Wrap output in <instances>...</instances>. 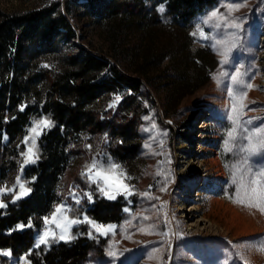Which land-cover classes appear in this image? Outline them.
Instances as JSON below:
<instances>
[{
  "label": "rangeland",
  "instance_id": "rangeland-1",
  "mask_svg": "<svg viewBox=\"0 0 264 264\" xmlns=\"http://www.w3.org/2000/svg\"><path fill=\"white\" fill-rule=\"evenodd\" d=\"M52 1L55 0H0V6L9 13H25ZM136 1L130 4V9L142 3L144 11L150 16L153 10L157 11L160 23L156 22L151 34L143 33L139 19L132 25L120 18L99 19L92 7L75 6L69 15L79 45L109 57L120 71L140 78L143 85L135 93L131 105L122 102L126 95L132 93L127 88H119L108 98H98L95 103H90L102 119L115 118L118 123L122 122V126L130 124L134 132L127 139L107 131L74 133V139L66 141L67 162L62 165L55 182L57 200L52 211L43 218L47 216L51 221L55 208L63 203L71 207L66 214L72 219H83L87 215L97 224L114 226L106 235L98 234L87 223L72 226L71 235L88 237L94 242L84 264H264V251L259 250L261 242H264V213L234 203L229 198L235 187H228L227 181L230 169L238 163V158L223 150V140L231 126L227 116L233 102L238 108L244 106L241 119H252L250 127L264 128V0H216L191 20L189 33L176 26L167 2ZM140 9L141 6L136 11ZM214 10L217 17L205 24L204 20ZM216 22L222 25L235 22L241 26L240 29L228 30L236 35L229 37L225 46L237 44L227 67L231 72L241 66V73L244 74L241 79L245 85H251L244 86L242 100L239 96L235 101L228 97L227 77L221 78L224 81L222 84L216 81L222 70L219 52L223 50L220 45L213 47L215 39L220 36V32L211 27ZM201 31L208 39L201 38ZM146 38L153 49L164 53L169 48L179 47L180 40L187 41L192 52L205 50L207 61L215 64L210 70L208 82L184 97L173 95L172 73L167 68L169 56L147 66L146 76H142L139 73L143 70L142 59L135 58L132 53L142 48ZM115 52L119 54L118 58ZM43 65L49 64L44 62ZM30 102L36 101L26 100L22 105L27 106ZM145 116L150 119L145 120ZM43 117L52 120L54 127L46 129V134L37 140L34 151L38 150L39 159L23 169L21 178V182L33 190L38 178L34 167L46 159L48 141L44 143L42 137L50 136L57 129L63 133L65 127L41 108L29 115L20 141L8 143V138L4 140L9 145L8 159L12 163L6 174H0V189L5 190L0 200L7 206L16 194L8 193L7 189L12 188L16 177L21 175L20 165L24 159L21 153L31 146L30 140L27 145L23 141L29 135L32 121ZM108 157L119 165L117 173L123 172V182L135 193L127 199L118 196L126 202L124 209H128L118 222H101L91 218L86 208L92 203L82 196L84 191H91L93 197L96 194L104 197L97 191V185L93 183L89 187L87 175L81 174L94 176L99 169L91 167L93 158L107 164ZM211 158H216L217 163L210 164ZM251 163L257 168L264 166V156L253 158ZM165 186L166 191H160ZM72 192L81 196L79 204L74 203ZM146 192L149 197L159 198L151 201L156 208L149 207L148 197L141 198ZM64 214L58 215V222H62ZM43 218L35 234L36 242L45 229ZM48 228L57 234L60 232L55 223H50ZM53 244L55 242H50V247ZM43 246L46 247H40ZM31 263L26 255H22L11 264Z\"/></svg>",
  "mask_w": 264,
  "mask_h": 264
},
{
  "label": "trees",
  "instance_id": "trees-1",
  "mask_svg": "<svg viewBox=\"0 0 264 264\" xmlns=\"http://www.w3.org/2000/svg\"><path fill=\"white\" fill-rule=\"evenodd\" d=\"M132 2L137 1L55 0L25 13H9L0 6V174H6L12 164L9 163L7 144L22 139L32 112L42 108L65 127L63 133L57 129L50 136L42 137L44 143L48 141L46 159L34 167L38 178L32 193L0 209V264H11L22 255H26L31 264H84L94 247L91 239L80 237L68 243H55L49 248H36L35 234L42 225L43 216L52 211L57 200L55 182L62 165L67 162L66 141L74 139V133L83 131H107L124 139L134 132L130 124L122 126L115 118L102 119L90 103H95L98 98H108L119 88H127L132 93L122 102L131 105L135 93L143 85L140 78L120 71L109 57L79 45L69 15L75 6L92 7L99 19L120 18L130 25L139 19L143 33L151 34L156 22L160 23L157 11L153 10L150 16L142 3L130 9ZM160 2H167L176 26L189 33L191 20L216 0L155 1L156 4ZM140 6L141 11H136ZM148 42L144 39L142 48L132 53L135 58L142 59L143 70L139 72L142 76H146L147 66L169 56L167 68L172 73L173 95L184 97L208 82L215 64L207 61L205 50L192 52L188 42L180 40L179 47L169 48L164 53L153 49ZM114 55L119 57L116 52ZM44 62H48V67H44ZM31 99L36 102L28 103L20 111L24 101ZM5 135L8 143L3 139ZM93 200L94 203L86 208L91 218L101 222L122 219L126 206L122 198L108 200L96 194ZM29 219L33 227H27ZM18 224L26 227L19 229ZM4 252L10 255H4Z\"/></svg>",
  "mask_w": 264,
  "mask_h": 264
},
{
  "label": "snow or ice",
  "instance_id": "snow-or-ice-1",
  "mask_svg": "<svg viewBox=\"0 0 264 264\" xmlns=\"http://www.w3.org/2000/svg\"><path fill=\"white\" fill-rule=\"evenodd\" d=\"M163 8H160V11L163 12ZM217 17V11H212L211 14L204 20L205 24H208L210 21H213L214 18ZM211 27L215 28L218 32H220V36L215 39L213 43V47L215 48L217 45L222 47V51L219 54L222 56V59L219 61L221 66V71L219 73V77L216 78L218 84L224 83L221 79L223 77H227V95L229 98H232L235 101L237 96L242 100L244 97V86L250 87L251 85H245V81L241 79L242 74L240 67H235L231 72L228 69V65L230 64L231 56L233 50L237 48L236 43H232L231 47H226L225 45L228 42L229 37H234L236 35L235 32L228 31L229 29H240V24L232 22H225L223 25L219 22L213 23ZM200 36L202 39H208V37L204 34L203 31L200 32ZM44 67H48V65H44ZM117 100L120 99L119 96L116 97ZM26 105L20 106V111H23ZM243 105L239 108L235 102L232 103L230 114L227 116L228 121H230V128L226 131L225 139L223 140V150L226 154L231 153L233 156L238 158V163L234 164L230 169L229 180L227 181L228 187H235V191L229 197L233 199L234 203H238L242 206L255 208L262 213H264V166L257 168L251 161L253 158L257 156H264V128L256 127L252 128L253 120H242V109ZM252 110V109H249ZM15 119V117H13ZM145 120L150 119L149 116L144 117ZM6 122V121H5ZM54 127V123L47 117H43L39 120H33L32 126L28 129L29 135H27L23 141L25 145L28 144L29 140L31 141V146L27 147L26 152H22L21 155L24 157L22 164L20 165V173L16 177V184L7 189L8 193L15 192L16 194L10 201L11 203H16L18 200L26 198L30 195L32 189L27 188L25 183L21 182L23 169L30 165L35 164L39 159L38 150L37 149V140L40 136L45 135V130H50ZM155 127V125H153ZM148 130V129H145ZM3 139H7L5 135ZM90 147V146H89ZM92 168H98L95 172V175L82 173V176L87 175V179L89 182V187L91 184L97 185V191L106 197L108 200H116L118 196H124L127 199L128 196L134 195L135 193L130 191V186L123 182L122 177H124L123 172L117 173V169H119V165L114 163L111 157L107 158V164L103 161H97L96 158H93ZM226 168L229 166L226 164ZM19 188V191L16 192V188ZM151 185L149 189H151ZM160 191H166V186L161 187ZM5 194L4 189H0V196ZM227 195V190L225 192ZM74 203L79 204L81 202V196L77 195L76 192L71 193ZM82 196L87 199L89 203H94L93 193L91 191H84ZM149 198V207L156 208L155 204H152L153 199H159L158 197H149V193H143L141 198ZM7 204L3 203L0 200V209L6 208ZM162 208L163 205H160ZM71 211V207L66 204H60L55 208V211L52 213L51 221L46 216L43 218L45 229L42 234L38 235L37 242L35 244L36 248H39L41 245H45L46 247H50V242L59 243L60 241H64L65 243L70 242L76 237L71 235V230L73 225H77L80 223H87L91 225V228H94L98 234L106 235L108 231H110L114 226L105 227L104 225L97 224L93 222L87 215L83 216V219L75 218L72 219L66 213ZM124 211H128L127 208ZM65 213L62 216V222L57 221V217L59 214ZM147 219V217H144ZM50 223H55L56 227L60 229L59 234L55 231H52L48 228ZM167 221L165 220V225ZM26 226L24 224H18L17 228L23 229ZM27 227H33L31 219H29ZM154 227V226H150ZM167 235V233H164ZM89 236H91V229L89 231ZM234 248L238 247L237 245H232ZM252 246V245H249ZM243 247V245H240ZM260 251H264V242H261L259 246ZM4 255H10L8 252H4ZM109 255H113L109 253Z\"/></svg>",
  "mask_w": 264,
  "mask_h": 264
},
{
  "label": "bare ground",
  "instance_id": "bare-ground-1",
  "mask_svg": "<svg viewBox=\"0 0 264 264\" xmlns=\"http://www.w3.org/2000/svg\"><path fill=\"white\" fill-rule=\"evenodd\" d=\"M217 159L216 158H211V160H210V164H216L217 163ZM220 173H221V169L220 170H218ZM218 175H220L219 173H218Z\"/></svg>",
  "mask_w": 264,
  "mask_h": 264
}]
</instances>
